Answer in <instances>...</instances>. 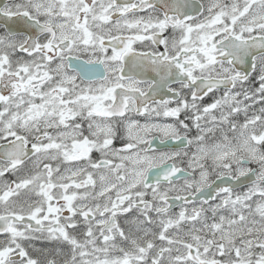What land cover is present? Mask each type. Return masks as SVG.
Returning <instances> with one entry per match:
<instances>
[{"label":"snow or ice","instance_id":"snow-or-ice-1","mask_svg":"<svg viewBox=\"0 0 264 264\" xmlns=\"http://www.w3.org/2000/svg\"><path fill=\"white\" fill-rule=\"evenodd\" d=\"M0 264H264V0H0Z\"/></svg>","mask_w":264,"mask_h":264}]
</instances>
